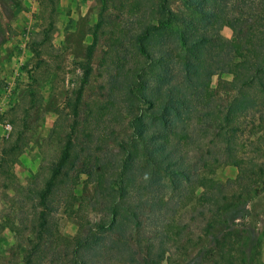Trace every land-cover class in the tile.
I'll use <instances>...</instances> for the list:
<instances>
[{"label": "rangeland", "instance_id": "obj_1", "mask_svg": "<svg viewBox=\"0 0 264 264\" xmlns=\"http://www.w3.org/2000/svg\"><path fill=\"white\" fill-rule=\"evenodd\" d=\"M157 2L0 0V264H136L129 255L143 262L148 245L160 239L168 256L162 264H231L217 260L228 249L240 258L232 264H264V189L257 187L233 223L223 224L201 198L198 179L170 189L152 184L143 167L141 145L156 137L151 131L142 134L145 140L136 134V124L144 122L140 116L151 109L136 85L153 71L151 47L159 38L171 47L167 27L144 41L149 53L138 50L145 26L155 24ZM237 5L244 4L235 1L239 11ZM221 33L230 37L231 30L223 27ZM93 34L92 69L74 115ZM215 76L211 87L220 103L225 87ZM150 84L157 94V83ZM204 111L188 115L196 129L191 139L179 136L173 143L192 171L224 183L236 169L215 149L207 151ZM247 130L239 133V153L259 160ZM68 137L70 157L42 201L40 191ZM130 153L125 169L122 161ZM220 190L230 196L236 187ZM160 197L164 207L151 210Z\"/></svg>", "mask_w": 264, "mask_h": 264}, {"label": "trees", "instance_id": "obj_2", "mask_svg": "<svg viewBox=\"0 0 264 264\" xmlns=\"http://www.w3.org/2000/svg\"><path fill=\"white\" fill-rule=\"evenodd\" d=\"M169 1L158 0L155 24L148 23L137 40L139 52H148L144 41L170 28L167 41L171 47L163 37L159 38L157 47H151L155 50L153 71L148 72V76H141L143 84L137 81L136 85L137 93L151 108L140 116L144 122L136 124V134L146 137L145 134L151 131L156 137L141 145L145 148L142 164L153 178L150 180L152 184L159 183L170 189L181 180L186 183L198 179L196 181L203 189L201 198L217 209L215 220L223 224L233 223L243 203L256 188L264 189V0H239L244 4L237 5L239 11L236 7L234 10L236 0H176L179 5L175 8ZM223 27L230 28V37L222 35ZM150 28L153 31L150 32ZM95 43L93 34L85 52V62L81 64L83 75L72 106L74 115L77 114L83 85L91 73ZM214 76L225 87L226 98L220 103L215 100L211 87ZM152 82L157 83V94L146 86ZM133 83V80L126 82V90H130ZM146 94L156 97L149 98ZM203 108L204 115L209 117L205 127L210 137L207 151L212 154L215 149L224 157V164L236 169L235 176L225 184L212 175H202V178L196 170L192 171L185 158L177 154L173 143V139H181L179 136L191 139L192 130L196 129H193L188 115ZM243 128H249L246 136L256 147L254 150L260 152L259 160L239 153L237 143ZM143 136L142 140H145ZM70 143L68 137L61 156L50 167L49 177L40 191L42 201L52 192L55 179L70 157ZM129 145L136 146L134 142ZM126 150L128 154L129 149ZM130 158L131 153L122 161L123 168H128ZM125 181H129V177ZM223 185L236 187V191L225 196L220 190ZM157 199V204L152 200L151 210L156 205L157 209L164 207H161L165 203L163 197ZM112 209L111 218L115 220L117 210ZM136 216L132 210V219H137ZM158 242L148 245L143 262L131 255L128 259L136 264H162L168 256L165 255L164 240ZM220 249L223 251L222 246ZM227 251V254L219 253L217 260L226 258V262L232 264L231 259H240L229 249Z\"/></svg>", "mask_w": 264, "mask_h": 264}, {"label": "built area", "instance_id": "obj_3", "mask_svg": "<svg viewBox=\"0 0 264 264\" xmlns=\"http://www.w3.org/2000/svg\"><path fill=\"white\" fill-rule=\"evenodd\" d=\"M5 128H6V129H8V128H9L8 124H6V125H5Z\"/></svg>", "mask_w": 264, "mask_h": 264}]
</instances>
